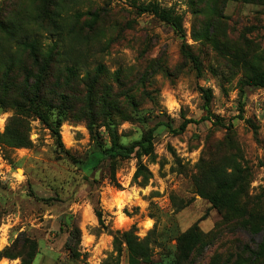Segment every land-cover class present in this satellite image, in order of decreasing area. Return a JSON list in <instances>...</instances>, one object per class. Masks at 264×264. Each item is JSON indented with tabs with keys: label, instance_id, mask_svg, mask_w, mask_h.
Here are the masks:
<instances>
[{
	"label": "rangeland",
	"instance_id": "374dc122",
	"mask_svg": "<svg viewBox=\"0 0 264 264\" xmlns=\"http://www.w3.org/2000/svg\"><path fill=\"white\" fill-rule=\"evenodd\" d=\"M20 1L9 0L10 9L19 10L29 0ZM213 1L65 4V28L79 21L84 37H90L88 42L80 41L72 58L59 59L62 71L76 63L81 92H74L72 101L83 115L73 114L62 124L59 145L34 115L0 107V134L17 116L24 119L30 141L28 147L16 149L0 139V264H22L21 257L3 255L21 236L37 244L32 264H129L126 246L121 253L116 249L115 234L130 231L148 246L152 264H176L177 239L194 224L205 233L225 231L226 225H218L219 212L198 194L195 177L200 167L227 160L222 146L231 134L239 146L237 164L250 180L245 183L246 194L255 212L264 216V87L244 85L243 66L233 57L237 50L241 54L252 50L264 67V5L226 0L225 30L210 26ZM150 4L181 18L184 35H176L171 25L140 11ZM89 13L100 16L96 24ZM54 38L40 39L47 44ZM188 55L197 58L199 66ZM87 74L99 76L96 89L101 94L106 96L104 88L110 89V103L118 113L103 108L88 114L80 100L87 91L82 84L90 82ZM204 93L210 95V120L191 124L178 135L158 126L170 122L177 129L184 119L205 117ZM90 120L95 123V139L88 129ZM150 129L156 130L154 153L116 161L119 186L111 181V160L90 173L83 169L98 144L111 146V130L128 145ZM140 163L148 173L137 175ZM96 207L103 213L101 222ZM237 237L255 247L263 241V233H224L220 243L204 246L194 257L199 261L203 254L199 263L203 264L219 248L226 256L235 251ZM70 240L75 256L67 248ZM26 251L31 252L29 243Z\"/></svg>",
	"mask_w": 264,
	"mask_h": 264
},
{
	"label": "trees",
	"instance_id": "16d2710c",
	"mask_svg": "<svg viewBox=\"0 0 264 264\" xmlns=\"http://www.w3.org/2000/svg\"><path fill=\"white\" fill-rule=\"evenodd\" d=\"M72 1L75 0H29L19 10H12L10 8L13 2L9 4V0H0V107L18 110L20 114L34 115L47 125L59 145L62 144L60 134L62 124L73 114L83 115V110L77 108L72 101L73 93L81 92L76 63L68 64L62 71L59 68V59L64 56L72 58L73 53L79 51L80 41L88 42L90 40V37H84L83 29L78 28L79 21L68 30L64 26V7L65 4L68 5ZM225 1L216 0L211 3L213 19L210 26L213 27V24H216L227 30V25L222 17ZM233 1L264 5V0ZM21 3L23 0L20 1ZM140 11L149 12L162 22L171 25L176 35H184L181 18L162 9L158 4L142 6ZM88 15L92 16L94 24L100 19L96 13ZM43 36L45 38L54 36L55 38L45 44L40 39ZM206 38H210L208 31ZM237 51L233 57L239 61V65L243 66L246 76L244 85L256 88L264 87L262 59L259 60L252 50L246 54H241L242 50ZM188 57L199 66L197 58L192 55H188ZM198 70L200 69L198 68ZM87 80L90 82L82 84V89L85 88L87 91L80 100L83 101L88 114L93 115L94 112L103 108L117 111L118 109L110 103L112 99V95L109 96L110 89L104 88L106 96L98 91L101 90L100 88L96 89V85L99 84V76L92 78L91 74H87ZM203 98L204 109L207 111L205 117L199 120L184 119L177 129L170 122H160L158 126L178 135L191 124H200L205 120H210L211 115L208 110L210 95L204 93ZM55 111H57L56 115ZM138 113V119L143 121L144 115L140 111ZM94 124L91 120L88 123V129L93 139L96 137ZM109 126L111 127V125ZM155 131V129H150L140 140L126 145L121 143L118 133L111 130V146L103 148L98 144L97 149L91 152L83 162V169L90 173L104 161L111 160L113 165L111 181L119 186L115 177L116 161L130 159L133 155L139 159L144 156L150 157L154 153ZM0 139L11 148L28 147L30 141L24 119L17 116L10 118L4 133L0 134ZM226 139L222 148L224 149L223 158L227 160L223 164H209L212 166L200 167V172L195 177L198 194L208 200L212 208L219 212L221 222L218 225L220 228L226 225L225 231L205 233L199 229L197 223L194 224L177 239L176 264L202 263L203 254L199 261L196 260L197 256L194 257L197 251L207 245L215 247L221 242L224 233L237 235L239 231L248 232L251 236L263 233V241L255 247L252 244L244 243L237 237L240 242L234 252L223 256L221 254L223 249L219 248V251L216 249L212 252L213 257L203 264H264V216L260 217L255 212V208L252 207L248 194H246L245 183L248 184L250 180L246 176V171H242L237 164L239 146L232 134ZM228 168H231V171ZM148 172V169L140 163L137 175ZM262 194L264 195V192ZM96 215L101 222L103 213L99 207H96ZM71 242L70 240L67 243V248L72 256H75L76 248ZM27 243L31 247L29 253L26 251ZM115 244L119 253L122 252L123 244L126 246L129 264H152L150 249L143 241H139L134 231L116 233ZM36 248L37 244L34 241L21 236L17 240L16 246L3 255L9 258L21 257L22 264H32Z\"/></svg>",
	"mask_w": 264,
	"mask_h": 264
}]
</instances>
